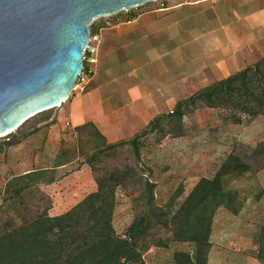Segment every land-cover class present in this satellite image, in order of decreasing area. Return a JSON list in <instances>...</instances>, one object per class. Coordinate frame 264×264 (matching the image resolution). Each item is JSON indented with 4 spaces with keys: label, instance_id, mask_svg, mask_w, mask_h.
Segmentation results:
<instances>
[{
    "label": "rangeland",
    "instance_id": "rangeland-1",
    "mask_svg": "<svg viewBox=\"0 0 264 264\" xmlns=\"http://www.w3.org/2000/svg\"><path fill=\"white\" fill-rule=\"evenodd\" d=\"M193 1L156 0L128 11H155L163 8V3L166 7H181L170 13H184L187 19L182 24L180 39L188 38L194 21L213 27L234 21L235 25L230 26L243 31L248 27L249 31L246 21L232 19L234 14V18L247 17L249 9L241 7L245 0L190 4ZM258 2L255 9L264 8V0ZM128 11L97 18L90 25L91 33L125 23ZM189 16L192 18L188 19ZM260 17L254 13L249 22ZM76 93L73 91L71 98ZM68 102L36 115L18 130L0 137V234L22 224L19 207L21 211L30 209L32 214H27L28 218L46 208L49 215L64 214L95 190L92 185L97 184L96 178L105 180L116 175L121 185L116 190L113 224L119 236L144 215L154 211L164 214L162 219L155 216L152 228L136 242L141 259L134 264H174L177 252L195 257L196 245L174 241L170 222L196 185L203 178L213 179L234 155L250 166L248 172L229 184L238 192L243 213L237 216L224 207L219 209L222 217L213 236L210 264H264V115L251 117L231 110L201 108L185 116V137L166 136L172 124H165L164 131L149 133L142 139L138 156L132 146L117 147L100 155L93 171L87 161L109 144L91 126L82 130L71 128L64 111ZM27 175V181L16 180ZM9 183L12 189L33 185L24 193L23 206L6 193ZM149 191L154 193L153 206L148 203ZM158 243L164 246L159 247Z\"/></svg>",
    "mask_w": 264,
    "mask_h": 264
},
{
    "label": "trees",
    "instance_id": "trees-1",
    "mask_svg": "<svg viewBox=\"0 0 264 264\" xmlns=\"http://www.w3.org/2000/svg\"><path fill=\"white\" fill-rule=\"evenodd\" d=\"M136 17L137 14H132L127 21ZM84 65L86 66L85 63ZM201 108L231 110L251 117L264 115V58L224 80L199 90L190 99L180 101L170 113L155 117L134 137L107 145L92 155L87 163L94 171V162L98 161L100 155L125 145L132 146L138 156L142 139L149 133L164 131V126L168 123L172 125L168 124L170 127L165 133L166 136L185 137V116ZM249 169V165L231 155L213 179L203 178L188 195L173 216L169 228H172L174 241L194 243L197 254L194 257L189 253L177 252L173 258L174 264H208L215 215L221 207L234 215L240 214L238 192L229 188V184ZM29 178L27 175L16 180L27 181ZM118 178L116 175L105 180L96 178L98 189L58 216H50L49 208H46L28 218L27 214H32L30 209L21 211L19 207L22 224L0 234V264L139 262L141 255L136 250V242L142 240L152 228L154 217L162 219L164 214L154 211L144 215L134 220L124 235L119 236L113 224L116 190L121 185L117 182ZM32 187L33 185L26 184L12 189L9 183L6 193L11 194L13 200H19L18 204L23 206L24 193ZM153 202L154 193L149 191L148 203L153 206ZM158 246L164 245L158 243Z\"/></svg>",
    "mask_w": 264,
    "mask_h": 264
},
{
    "label": "crops",
    "instance_id": "crops-1",
    "mask_svg": "<svg viewBox=\"0 0 264 264\" xmlns=\"http://www.w3.org/2000/svg\"><path fill=\"white\" fill-rule=\"evenodd\" d=\"M259 3L245 0L241 7L249 9L247 17L233 15V20L246 21L249 31L248 27L243 31L230 26L234 21H226L221 27L194 21L188 38L180 39L187 19L184 13L170 15L181 7H166L165 3L155 11H128L127 17H137L98 30V61L95 66L89 65L94 75L85 90L74 94L64 106L71 128L91 126L107 144L130 139L155 117L171 112L180 101L256 64L264 58V8L255 9ZM254 13L261 15L260 19L249 22ZM216 18L221 21L218 15ZM92 188L95 190L90 193L98 189L97 184ZM221 212L214 218L208 264Z\"/></svg>",
    "mask_w": 264,
    "mask_h": 264
},
{
    "label": "water",
    "instance_id": "water-1",
    "mask_svg": "<svg viewBox=\"0 0 264 264\" xmlns=\"http://www.w3.org/2000/svg\"><path fill=\"white\" fill-rule=\"evenodd\" d=\"M156 0H0V137L70 100L90 25Z\"/></svg>",
    "mask_w": 264,
    "mask_h": 264
},
{
    "label": "built area",
    "instance_id": "built-area-1",
    "mask_svg": "<svg viewBox=\"0 0 264 264\" xmlns=\"http://www.w3.org/2000/svg\"><path fill=\"white\" fill-rule=\"evenodd\" d=\"M209 1H212V0H195L191 3H206ZM100 43H101L100 33H97V34L91 33L89 44L87 46L86 51L84 52L83 64L85 63L86 66L84 65V69L76 82L74 91L83 92L85 90V87L91 81L94 75V71L93 70L89 71V65L95 66L97 64Z\"/></svg>",
    "mask_w": 264,
    "mask_h": 264
}]
</instances>
